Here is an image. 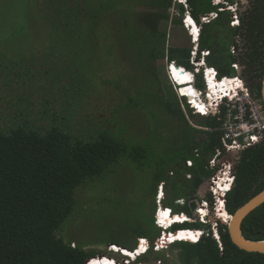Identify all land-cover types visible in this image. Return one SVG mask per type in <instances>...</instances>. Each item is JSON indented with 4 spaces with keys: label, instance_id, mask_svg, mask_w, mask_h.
<instances>
[{
    "label": "trees",
    "instance_id": "1",
    "mask_svg": "<svg viewBox=\"0 0 264 264\" xmlns=\"http://www.w3.org/2000/svg\"><path fill=\"white\" fill-rule=\"evenodd\" d=\"M146 1L151 0H141ZM30 2L46 41L43 50L36 49L32 56L20 59L21 63L15 62L14 65L11 58H0L1 80L10 73L7 64L18 68L17 75L23 71V66L25 81L31 84L28 89L35 85L39 88L27 90V97L17 98L13 97L6 83H0V88L3 86L7 90V99L2 100L5 96L0 95V100L8 106L0 111V115H6L9 121L8 125L0 127V264H85L88 258L99 254L95 249H85L65 241L61 228L67 218L81 208L77 193L89 185L99 186L101 183L93 182L109 175L110 166L121 158L133 163L136 169L150 170L148 180L151 183L139 186L140 220L143 222L134 232L136 238L154 240L159 228L153 215L145 219L144 208L151 206L154 214L157 187L160 182L167 186L169 183L166 182L172 178V191L185 201L178 204L166 197L162 204L176 212L192 214L197 187L213 173L207 167V159L217 149L223 148L222 120L217 114L204 116L203 125L208 129L197 130L185 122L179 107H173L171 101H166L165 108L172 114H178L187 129L183 135L182 128L176 136L179 142L174 143L167 158L162 155L161 141L152 142L150 128L138 137L143 138L141 142L126 135L122 125L125 118L119 115V107L115 109V116L94 118V128L83 131L74 125V119L79 120L77 115L82 112L85 102L91 99L90 89L100 77H88L86 70L82 71L73 64L79 59L77 56L83 39L105 33L107 24L104 20L123 12L124 26L130 30L133 40L142 42L151 68L158 58H167L177 65L192 68L190 48L177 46L165 49L155 42L156 36L163 37L165 41L166 32H161L158 26L169 18L167 8L172 0H152L153 6L161 11L152 9L141 18L136 17L135 23L129 21L128 8L133 9L131 14H137L133 6H128L129 0ZM118 3L122 4L121 7H117ZM175 3L182 15L188 11L196 22L205 13L216 12L215 18L201 26L198 49L209 51L206 63L217 70L219 77L235 74L232 64L239 65L245 86L254 98L259 99L264 75V0H249V6L240 13L236 26L228 24L227 11L216 10L211 0H187L186 7ZM182 15L175 22L181 23ZM224 25L230 28V33L226 39H221L218 28ZM153 71V76L158 79L156 70ZM123 79L124 75L120 74L114 79L115 84L110 83L113 88L120 89ZM44 82L49 84L44 86ZM195 86L204 90L201 75H196ZM124 93H127L126 102L120 108L134 110L139 106L135 101L139 89L131 93L124 88ZM15 104L22 107L19 113L14 109ZM224 109L222 106L221 112ZM200 112L206 114L207 111ZM197 133L201 135L196 137ZM235 155L234 184L225 195V208L229 214L264 188V136ZM187 159L193 161L192 166L185 165ZM185 173H189L190 178ZM150 194L154 195V200L147 201ZM205 210V205H202L199 213L205 215ZM181 217L178 215L176 219ZM181 226L198 227L200 224L185 223L174 227ZM241 230L249 239H264V203L243 219ZM173 234L172 240L195 241L199 232L189 230ZM218 234L220 246L210 234L196 243H174L180 249L182 264H264L263 253L238 248L231 242L226 225L220 222ZM107 242L122 246L115 240ZM142 260H147L146 255L138 258L139 262Z\"/></svg>",
    "mask_w": 264,
    "mask_h": 264
},
{
    "label": "rangeland",
    "instance_id": "2",
    "mask_svg": "<svg viewBox=\"0 0 264 264\" xmlns=\"http://www.w3.org/2000/svg\"><path fill=\"white\" fill-rule=\"evenodd\" d=\"M129 1L128 6H133L137 12L136 15L131 14L130 12L133 9L128 8L129 21L131 23H135L136 17L141 18L142 14H146L152 9L161 11L160 8L153 6L152 0L145 3L141 2V0ZM215 1L217 2L218 0ZM239 1L241 2L239 4L240 7L237 12L234 11L236 16L232 14L233 12L227 11L229 25H231L232 17H234V22H236L235 18L237 17L239 20L240 13L249 6V0ZM121 5L118 3L117 7H121ZM177 6L178 4L175 3V0H172L171 6L167 8L169 18L159 23V30L166 32L165 41L163 37L156 36L157 40L155 42L158 47L163 46L165 49L177 46L191 49L190 34H187L182 18L181 23L175 22L182 15ZM235 8L234 6L231 9L236 10ZM182 17L184 16L182 15ZM104 22L107 24L105 33L102 32L100 36L91 35L84 38L80 44L77 56L79 59H77L76 64H73L77 65L82 71L86 70L89 73L86 74L88 77H100L95 80L96 84L91 87V99L85 102L82 112L77 115L79 120L74 119V125L84 129L83 131H89L94 128V118L113 117L115 116V109L119 107V115L125 118L122 125L126 135L138 138L144 135L146 129L150 128L151 136H149L152 138V142L161 141V148L164 149L162 155L167 158L170 150L174 147V143L178 141H176V136L181 133L182 128L183 135L187 129L185 123L178 118V114H172L165 108V102L171 101L173 107H179L184 114L185 122L197 130L205 131L208 129L203 125L205 119L193 113L192 108L187 104V100L181 97L177 89L171 85L166 72L167 63L169 62L167 58H158L154 63V68H151L148 59H146L147 55L144 53L145 48L142 42L133 40L130 36V30L125 28L123 12H121V15L115 13L110 18L107 17ZM214 25L210 28L212 29ZM188 29L192 30L189 26ZM218 29L221 31V39H226L229 36L230 28L227 25ZM213 32L212 30L211 34ZM45 42L30 0H0V58L2 60L11 58L13 65L21 63L22 59L32 56V52L36 49L42 48L43 50ZM17 60H20V62ZM22 62L24 63L25 61L23 60ZM7 67L10 73L8 77L4 75V79H0V83L7 84V87L11 89V94H14L13 97H27V90L30 92L33 88L39 89L36 85L32 89H28L31 84L25 81L26 79L23 75L26 72L25 67L21 66L23 71L20 70L18 75L16 73L18 68L11 67L9 64H7ZM237 67V74L239 75L241 74V67L239 65ZM5 69L6 67L3 66V70ZM153 70H156L158 79L153 76ZM120 74L124 75L123 86L120 89H115L110 82L115 84L114 79H117ZM48 84L47 82L42 83L44 86ZM161 85L163 87L159 88ZM124 88L129 89L131 93L135 89H139V94H136L135 98L139 106L134 108V110L120 108L125 104L127 98ZM202 92L201 90L200 98L206 101ZM0 95L5 96L2 100L7 99V90L3 86L0 88ZM39 96L41 97V95ZM2 100H0V111L3 112L8 106ZM256 100L259 102V99ZM21 106H23V103H21ZM21 108L18 104H15L14 109L18 113ZM209 115H212V113ZM8 124L7 116L0 115V127ZM198 135H201V133H197L196 137ZM141 140L143 138H138L137 142H141ZM230 150V153H223L221 160L223 159V161L230 163L229 157L234 156L238 152L233 151L234 149L232 148ZM109 169V175H105L106 177L96 179L93 182L101 183L99 186L89 185L88 188L86 187L77 193L78 200L82 202L80 204L81 208L78 209L79 211L76 214L67 218L61 228V234L67 242H72L85 249H95L100 252L97 254L98 256H114L117 260L124 261V256L109 251V246L113 243H108L107 241L115 240V242L122 245L121 247L125 246L126 249L133 248L136 245L137 238L134 231L141 225L140 222H143L142 219L140 220L142 208L140 207L141 193L139 192V186L141 183H151L148 180L150 170L136 169L133 163L123 158L112 164ZM172 182V178H169L168 182H166L169 184L167 186L163 185V194L164 198L167 197V200L175 202L177 195L171 189ZM208 187V180L197 187L196 198L193 199L195 206L200 199L209 198ZM93 196L94 198H91ZM152 198L154 200V195L150 194L147 197V201ZM152 211L151 206L147 205L144 208L145 219L152 217ZM209 211V218L213 220L214 217L211 215L210 208ZM163 214L167 218V212L164 209ZM164 239L163 237L162 240ZM149 240L151 243L153 242L150 238ZM145 249L146 247L138 252L143 253ZM145 255L147 258L146 262H151L152 264H182L180 249L176 244H170L166 249L159 251L151 249ZM130 264H139V261L137 259Z\"/></svg>",
    "mask_w": 264,
    "mask_h": 264
},
{
    "label": "built area",
    "instance_id": "3",
    "mask_svg": "<svg viewBox=\"0 0 264 264\" xmlns=\"http://www.w3.org/2000/svg\"><path fill=\"white\" fill-rule=\"evenodd\" d=\"M175 2L182 3L185 7L187 4V0H175ZM214 2L216 1H213V3ZM186 13H188V11H186ZM215 16H216L215 12H210L208 14L202 15L200 17L201 22L202 23L208 22L210 18H213ZM183 20H184V26L186 30L188 31V34H190V38H191L192 46L190 49L189 59H190V63L192 64V68L188 69L182 65H177L174 61H169L167 63L166 72H167L171 85L175 89H177L178 93L180 94L181 92L178 90V88L181 89L182 87H185L184 85L186 84L185 82H179L178 79H176L174 73L172 72L171 68L174 66H177L178 69H181L183 71L185 70L184 73L191 74L192 82L189 83L190 82L189 81L187 83H188V86H193L196 89L198 93V99H201L200 98L201 90L195 86V81H196L195 76L197 74L198 75L201 74L203 85H204V90H202L203 91L202 94L204 95V99H206V101H204L203 99L201 100H203L204 102L208 101L207 89H209V86H208V81L206 77H207V73H209L210 71L213 72L212 77L216 82L222 83L224 79H227L230 81L233 80L236 87L231 89L232 90L231 95H228V96L223 95V96H219L215 98L212 102L214 105L211 106L207 110L206 114L201 113L197 107L192 105V103L187 100V97H188L187 95H186L187 97L185 95H180L181 97H184L187 100V104L192 108L193 113L198 114L199 116H202V117L204 116L207 117L211 113L212 115L217 114L219 118H221L222 120L221 129L223 131V134H222L223 148L217 149L215 153L207 159V167L211 170H215V172L211 174L208 180L209 181V193L211 194L214 200L211 202L209 198L200 199L198 204L192 210L191 215L187 214L184 211L176 212L172 210V208L168 206H164L162 204V199H164V194H163L164 183L160 182L157 187L158 192L156 193V196H155L156 208H155L153 217H154V223L156 227L159 228V234H162L165 231H167V233H170L171 231H175L178 233L181 231L191 230V231L199 232L198 238L195 241H191V242H196L200 240L201 237H203L204 235H208V234H210L214 239H216L219 242L218 225H219V222L221 224L223 222H222V219H220L219 217H216V210L214 206L215 204L217 205V199L215 196L213 186L218 185V183L221 181H223L224 183H229L228 188L224 192H222L221 202L218 203V204H222V206L225 207V195L228 191H230L229 189L232 187L234 183V171H233L234 165H232L233 161L232 163L231 161L229 163V162L223 161V159L221 160V158L223 157V153H230L231 148L234 149L233 151H240L260 141L264 136V116H262V114L260 113L258 101L254 98L253 95H251L248 88L245 86L243 78L240 75L233 74L229 76L219 77L217 70L214 67L206 63L205 57L209 55V51L207 49H203L199 51L198 35H192L191 31L188 29V25L186 23L187 21L185 17H183ZM199 52L201 54V57L198 56ZM200 59L201 61H203V64L197 67L196 64L200 62ZM233 66L237 67L236 64H233ZM230 81H229V86H231L230 83H232V81L231 82ZM237 86H240L241 88L240 87L237 88ZM236 88L237 90H235ZM222 106L225 107L223 112H221ZM185 165L190 167L193 165V161L190 159H187L185 160ZM185 176L187 178H190L191 175L189 173H185ZM160 186H162V189H160ZM184 201H185L184 198H177L175 203L183 204ZM202 205H205V208H206L205 215L202 213H199V210ZM161 208H163L164 211H168V214L169 216L171 215V217H175L178 215H181L182 217L179 219V221H172L167 226L161 225V223L158 222L159 210ZM209 208L211 209V215L214 217L213 220L209 218V212H210ZM226 213L228 214L227 211ZM185 221H187L188 223L197 222L200 224V226L198 227H191V226L174 227L177 224L184 225L185 223H187ZM207 225H209V227H207ZM160 237L156 236V238L152 242L153 244L147 237H137L136 245L133 248H131L132 252L137 251L141 243L146 244L145 251L143 253H136L134 256L128 255L129 258L125 256V258H123L124 261L123 260L119 261L114 256H108V255L101 257V259H104L106 257V259H108L109 261H112L113 264H130V263L135 262V260H137L139 257L145 255L151 249L155 251H159L162 249H166L170 244L176 243L177 241H185V240H176V241L172 240L171 242L166 243L164 246H159L161 245V243L160 244L158 243V240ZM112 246L113 245L109 246V251L111 252L112 250L110 249V247ZM96 257H98V255ZM93 259H94L93 257L89 259V261L86 264H89ZM139 264H152V263L142 261V262H139Z\"/></svg>",
    "mask_w": 264,
    "mask_h": 264
},
{
    "label": "bare ground",
    "instance_id": "4",
    "mask_svg": "<svg viewBox=\"0 0 264 264\" xmlns=\"http://www.w3.org/2000/svg\"><path fill=\"white\" fill-rule=\"evenodd\" d=\"M234 6L236 7V5H233L232 7H234ZM186 21H187L186 23L189 26V28L192 27L193 23L191 22V20L189 18H187ZM194 27L191 28L192 29L191 30L192 35H196V31H197V28L196 27L194 28ZM201 64H203V61H201V59H200V62L197 63L196 65H197V67H199ZM171 69H172V72L174 73L176 79H178L179 82H185L186 83L184 85L185 87H182L181 89L178 88V90L181 92L180 95H185V96L187 95L188 96V97L186 96L187 97V100L189 102H191L192 105H194L195 107H197L200 111H207L211 106L214 105L212 102H213V100L215 98H217L219 96H223V95H225V96L226 95L227 96L228 95H231L232 94V90L231 89H233L234 87H236L235 86V83L233 82V80H231L232 81V83H230L231 86H229V81L230 80H227V79H224L222 83L216 82L213 79V77H212L213 72L210 71L209 73H207V77H206V79L208 81V86H209V89H207V91H208V94H207L208 101L207 102H204L203 100L198 99V93H197L196 89L193 86H188V83L187 82H189V81H190L189 83L192 82L191 74L190 73H184L185 70L183 71L181 69H178L177 66H174ZM239 87L240 86H237V88H239ZM237 88L235 90H237ZM204 104L206 106L203 109ZM221 182H219L218 185H216V186L214 185L213 186L214 192L217 194L216 196H219L218 203H220L221 200H222V192H224L228 188V186H229V183H228L227 184L228 186L225 189H221L220 188ZM223 187H225V186H223ZM160 189H162V186H160ZM218 203H217V206L216 207H220L221 208L222 213H223V216H224V217L221 218L222 221L228 222V218L230 217L229 214L226 213V211H225L224 207L222 206V204H218ZM166 212H167V214H166L167 215V218L163 214V208H161L159 210L158 222L161 223V225L167 226L172 221H179V220H177L175 218L176 216L175 217H171V215L169 216L168 211H166ZM205 214H206V212H205ZM183 220H185V219H183ZM174 233H176V232H174ZM162 234H159L158 237H160ZM172 236H171V241H172ZM161 238H162V236L158 240V243L159 244L161 243L160 242ZM197 238H195V239H197ZM195 239H192V240H195ZM176 240H189V239L180 238V239H176ZM165 244L166 243L161 244L159 246H164ZM111 245H113V244H111ZM144 247H146V244L145 243H141L139 245V247H138L139 249H137V251H135V252H132L131 249H130L131 250L130 251V250H127L128 248L126 249V247H121V246L115 244L112 247H110V249H113V250L117 249L118 251H121V252L125 253L127 256L128 255L129 256H134L136 253H141V252H138V251L139 250H144ZM103 256H105V255L98 256V257H96V256L93 257L94 259L89 264H113L112 261H109L108 259H106V257L104 259H101V257H103Z\"/></svg>",
    "mask_w": 264,
    "mask_h": 264
},
{
    "label": "water",
    "instance_id": "5",
    "mask_svg": "<svg viewBox=\"0 0 264 264\" xmlns=\"http://www.w3.org/2000/svg\"><path fill=\"white\" fill-rule=\"evenodd\" d=\"M260 113L264 116V75L261 78L260 98L258 102ZM264 203V188L250 197L245 203L239 206L232 214H229L228 222L222 221L226 225V229L230 240L238 248L248 251L264 254V239L252 240L244 236L241 230L243 219L256 207ZM219 246L221 245L220 242ZM116 244V243H113ZM101 256V255H99ZM89 259V258H88ZM87 259V260H88ZM86 260V261H87Z\"/></svg>",
    "mask_w": 264,
    "mask_h": 264
},
{
    "label": "flooded vegetation",
    "instance_id": "6",
    "mask_svg": "<svg viewBox=\"0 0 264 264\" xmlns=\"http://www.w3.org/2000/svg\"><path fill=\"white\" fill-rule=\"evenodd\" d=\"M213 1H215V0H212V5L215 7V9L216 10H222V11H230V12H233L232 14L233 15H235V12H237V9H239V7H240V1L239 0H229L230 2L229 3H226V2H224V3H222V2H214L213 3ZM224 1H226V0H224ZM233 5H236V10H234V9H231L232 8V6ZM235 11V12H234ZM210 12H215V11H210ZM210 12H208V13H210ZM207 13V14H208ZM216 13V12H215ZM236 16V15H235ZM201 17V16H200ZM216 17V16H215ZM215 17H213V18H215ZM213 18H211V19H213ZM210 19V20H211ZM236 19V22H234V17H232V20L230 21V24H231V26H236V25H238L239 24V20H238V18L236 17L235 18ZM209 20V21H210ZM209 21L208 22H204V23H202L201 22V18H199V22H197V24L199 25V27L201 28V26H202V24H205V23H209ZM200 35V34H199ZM198 40H199V37H198ZM201 50H203V49H201ZM201 50H199V51H201ZM198 56L199 57H201V54H200V52L198 53ZM207 57V56H206ZM205 57V58H206ZM232 66H233V64H232ZM238 66V65H237ZM233 68H235V71H236V73L235 74H237V68L238 67H234L233 66ZM233 75V74H232ZM240 76H241V74H239ZM205 104H204V107H203V109L205 108ZM202 110V109H201ZM236 155L234 154V156H231V157H229V159L231 160V162L236 158L235 157ZM212 172L214 173L215 172V170H212ZM210 178V177H209ZM209 180V179H208ZM228 183H224L223 181L221 182V184H220V188L221 189H225L228 185H227ZM234 184V183H233ZM223 186H225V187H223ZM232 187H233V185H232ZM232 187L229 189V190H231L232 189ZM208 189H209V187H208ZM210 194V193H209ZM217 194L215 193V196H216ZM218 198H219V196H216V199H217V203H218ZM209 199L211 200V202L214 200L213 199V197L211 196V194H210V196H209ZM217 205L215 204V210H216V217H219L220 219L222 218V217H224L223 216V213H222V210H221V208L220 207H216ZM205 212H206V210H205ZM228 212V211H227ZM175 231H172L171 233H167V231L166 232H164L163 234H162V238H161V240H160V242H161V244H164V243H168V242H170L171 241V236L173 235V233H174ZM163 237L165 238L164 240H162L163 239Z\"/></svg>",
    "mask_w": 264,
    "mask_h": 264
},
{
    "label": "clouds",
    "instance_id": "7",
    "mask_svg": "<svg viewBox=\"0 0 264 264\" xmlns=\"http://www.w3.org/2000/svg\"><path fill=\"white\" fill-rule=\"evenodd\" d=\"M218 2H222V3H224V2H226V3H229L230 1L229 0H226V1H224V0H218ZM185 7V6H184ZM183 16L185 17V19L187 20V18H189L190 20H191V22L193 23V27L195 26L196 28H197V32H196V35H198V37H199V34H200V30H201V28L199 27L198 28V24H197V22L191 17V15L189 14V13H186V11L184 12V14H183ZM187 16V17H186ZM182 23H183V26H184V20H183V17H182ZM184 28H185V26H184ZM186 29V28H185ZM187 34H188V31H187ZM190 43H191V41H190ZM199 75H201V74H199ZM224 209L226 210V208L224 207ZM227 211V210H226ZM185 222H187V221H185ZM188 223V222H187ZM199 241V240H198ZM198 241H196V242H198ZM177 242H181V241H177ZM184 242H190V243H196V242H191V241H184ZM219 242H220V240H219ZM174 244V243H173ZM112 250V252L113 253H117V254H119V255H123L124 257L126 256L127 258H129V256H127V255H125V254H123L121 251H118L117 249H115V250H113V249H111ZM97 256V255H96ZM95 257V256H94ZM92 258V257H91ZM91 258H89V259H91ZM116 258V257H115ZM89 259L85 262V264L89 261Z\"/></svg>",
    "mask_w": 264,
    "mask_h": 264
},
{
    "label": "crops",
    "instance_id": "8",
    "mask_svg": "<svg viewBox=\"0 0 264 264\" xmlns=\"http://www.w3.org/2000/svg\"><path fill=\"white\" fill-rule=\"evenodd\" d=\"M211 4H212V0H211ZM214 7V6H213ZM205 14H207V13H205ZM179 47V46H178Z\"/></svg>",
    "mask_w": 264,
    "mask_h": 264
}]
</instances>
